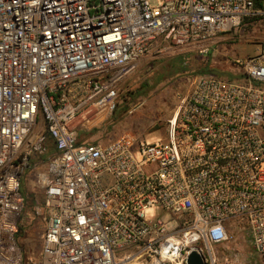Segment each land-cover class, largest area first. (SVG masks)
Returning a JSON list of instances; mask_svg holds the SVG:
<instances>
[{
  "label": "built area",
  "instance_id": "1",
  "mask_svg": "<svg viewBox=\"0 0 264 264\" xmlns=\"http://www.w3.org/2000/svg\"><path fill=\"white\" fill-rule=\"evenodd\" d=\"M254 21L264 0H0V264H219L234 237L249 254L225 264H264V40L196 76L163 140L106 132L147 56L205 57Z\"/></svg>",
  "mask_w": 264,
  "mask_h": 264
},
{
  "label": "rangeland",
  "instance_id": "2",
  "mask_svg": "<svg viewBox=\"0 0 264 264\" xmlns=\"http://www.w3.org/2000/svg\"><path fill=\"white\" fill-rule=\"evenodd\" d=\"M220 38L205 57L171 53L167 50L147 56L122 85V106L107 124V137L132 133L142 135L146 142L163 140L166 121L189 92L193 79L206 72L225 78L240 72L234 62L255 54L258 43L264 40V23L254 21L245 24L236 32ZM177 57H183L182 68L177 73L170 74V67ZM141 85L146 90L138 93ZM92 134L98 135L99 132L93 131ZM35 181L32 173H26L21 178L26 206L22 214L23 229L17 237L28 251L31 248L37 250L40 245L41 225L38 223L32 229L29 228L32 222H36L29 198ZM226 246L232 251L220 247L215 249L219 264H225V259L230 261L233 250L239 251L237 258L240 257V261H244V257L249 254L248 246L238 237H234Z\"/></svg>",
  "mask_w": 264,
  "mask_h": 264
},
{
  "label": "trees",
  "instance_id": "3",
  "mask_svg": "<svg viewBox=\"0 0 264 264\" xmlns=\"http://www.w3.org/2000/svg\"><path fill=\"white\" fill-rule=\"evenodd\" d=\"M255 5L260 7L262 5L263 0H254ZM182 62H183V57H177L175 62L173 63V66L170 67V74H175L177 73L181 68H182ZM205 73V72H203ZM209 73V72H206ZM146 89L141 85L140 90L138 93L144 92Z\"/></svg>",
  "mask_w": 264,
  "mask_h": 264
},
{
  "label": "water",
  "instance_id": "4",
  "mask_svg": "<svg viewBox=\"0 0 264 264\" xmlns=\"http://www.w3.org/2000/svg\"><path fill=\"white\" fill-rule=\"evenodd\" d=\"M186 264H204L201 257L194 251L187 256Z\"/></svg>",
  "mask_w": 264,
  "mask_h": 264
},
{
  "label": "crops",
  "instance_id": "5",
  "mask_svg": "<svg viewBox=\"0 0 264 264\" xmlns=\"http://www.w3.org/2000/svg\"><path fill=\"white\" fill-rule=\"evenodd\" d=\"M219 247H220V248H223V247H221V246H216V247H214V249L219 248Z\"/></svg>",
  "mask_w": 264,
  "mask_h": 264
}]
</instances>
